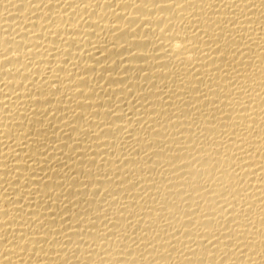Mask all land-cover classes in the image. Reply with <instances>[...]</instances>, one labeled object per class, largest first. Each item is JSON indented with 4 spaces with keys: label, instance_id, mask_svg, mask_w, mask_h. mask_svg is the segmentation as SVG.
I'll use <instances>...</instances> for the list:
<instances>
[{
    "label": "bare ground",
    "instance_id": "obj_1",
    "mask_svg": "<svg viewBox=\"0 0 264 264\" xmlns=\"http://www.w3.org/2000/svg\"><path fill=\"white\" fill-rule=\"evenodd\" d=\"M0 264H264V0H0Z\"/></svg>",
    "mask_w": 264,
    "mask_h": 264
}]
</instances>
